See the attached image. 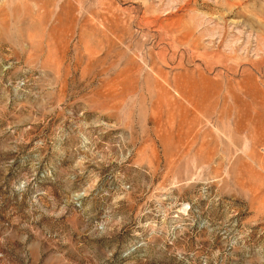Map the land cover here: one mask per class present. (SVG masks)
I'll return each instance as SVG.
<instances>
[{
    "label": "rangeland",
    "instance_id": "obj_1",
    "mask_svg": "<svg viewBox=\"0 0 264 264\" xmlns=\"http://www.w3.org/2000/svg\"><path fill=\"white\" fill-rule=\"evenodd\" d=\"M0 264H264V0H0Z\"/></svg>",
    "mask_w": 264,
    "mask_h": 264
}]
</instances>
